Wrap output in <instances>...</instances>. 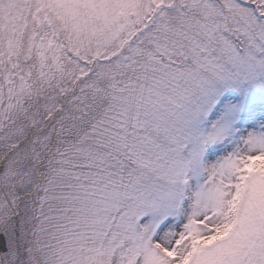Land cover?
Here are the masks:
<instances>
[{"label":"snow or ice","instance_id":"6c2138e0","mask_svg":"<svg viewBox=\"0 0 264 264\" xmlns=\"http://www.w3.org/2000/svg\"><path fill=\"white\" fill-rule=\"evenodd\" d=\"M0 264H264V0H0Z\"/></svg>","mask_w":264,"mask_h":264}]
</instances>
